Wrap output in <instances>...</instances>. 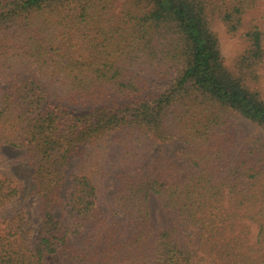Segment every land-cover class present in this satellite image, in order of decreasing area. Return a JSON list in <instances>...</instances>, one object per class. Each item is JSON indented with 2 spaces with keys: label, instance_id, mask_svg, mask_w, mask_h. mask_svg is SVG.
<instances>
[{
  "label": "trees",
  "instance_id": "16d2710c",
  "mask_svg": "<svg viewBox=\"0 0 264 264\" xmlns=\"http://www.w3.org/2000/svg\"><path fill=\"white\" fill-rule=\"evenodd\" d=\"M263 66L264 0H0V146L32 168L0 172V264H264Z\"/></svg>",
  "mask_w": 264,
  "mask_h": 264
},
{
  "label": "rangeland",
  "instance_id": "374dc122",
  "mask_svg": "<svg viewBox=\"0 0 264 264\" xmlns=\"http://www.w3.org/2000/svg\"><path fill=\"white\" fill-rule=\"evenodd\" d=\"M212 29L217 35L219 51L223 57L224 64L228 68H231L236 58L243 51L244 44L239 39L231 37L226 32L223 24L218 20L213 21ZM260 74L261 79L259 88L264 98V66L260 69ZM153 84L154 86H159L165 84V82H153ZM234 123L248 133L261 132L254 124L239 116L234 119ZM181 149L182 144L176 138L166 143L156 141L152 148L155 155L163 156H176ZM0 172L7 176L20 179L26 185L31 182L32 168L27 164L23 149L2 144L0 146ZM148 206L150 212V226L153 231H160L163 228L171 227L176 224L173 216L160 206L154 196H149ZM16 209L24 210L28 223L34 231L37 232L40 227L41 216L37 209L36 197L29 193L28 188L26 189L25 187L20 198L13 202L4 212H10ZM252 229H254V226H252ZM253 232H255V230H253ZM62 261V257L58 252L46 254L43 258V264H63Z\"/></svg>",
  "mask_w": 264,
  "mask_h": 264
}]
</instances>
